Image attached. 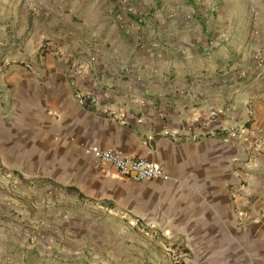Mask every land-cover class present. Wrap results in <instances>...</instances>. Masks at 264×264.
I'll use <instances>...</instances> for the list:
<instances>
[{
	"label": "crops",
	"instance_id": "crops-1",
	"mask_svg": "<svg viewBox=\"0 0 264 264\" xmlns=\"http://www.w3.org/2000/svg\"><path fill=\"white\" fill-rule=\"evenodd\" d=\"M262 23L264 0H0V264L100 260L117 216L186 232L189 264H264Z\"/></svg>",
	"mask_w": 264,
	"mask_h": 264
},
{
	"label": "rangeland",
	"instance_id": "rangeland-1",
	"mask_svg": "<svg viewBox=\"0 0 264 264\" xmlns=\"http://www.w3.org/2000/svg\"><path fill=\"white\" fill-rule=\"evenodd\" d=\"M261 25L264 28V23ZM116 223L117 229L107 237L106 249L102 248V258L78 264H189L186 232L164 225L162 219L146 223L117 216Z\"/></svg>",
	"mask_w": 264,
	"mask_h": 264
},
{
	"label": "built area",
	"instance_id": "built-area-1",
	"mask_svg": "<svg viewBox=\"0 0 264 264\" xmlns=\"http://www.w3.org/2000/svg\"><path fill=\"white\" fill-rule=\"evenodd\" d=\"M127 10L128 12L135 13L132 7H128ZM118 18L121 19V15H118ZM255 58L258 64L262 65L264 63V51L257 53ZM75 72L78 74L83 73V67L75 65ZM86 99L84 98L83 100L86 101ZM254 131L258 137V142L262 143L264 140V126ZM89 149L100 163L111 164L118 174L123 177L134 181L154 180L166 177L165 170L161 165L147 159L133 157L116 149L99 150L94 147H90Z\"/></svg>",
	"mask_w": 264,
	"mask_h": 264
},
{
	"label": "trees",
	"instance_id": "trees-1",
	"mask_svg": "<svg viewBox=\"0 0 264 264\" xmlns=\"http://www.w3.org/2000/svg\"><path fill=\"white\" fill-rule=\"evenodd\" d=\"M164 264V263H163Z\"/></svg>",
	"mask_w": 264,
	"mask_h": 264
}]
</instances>
